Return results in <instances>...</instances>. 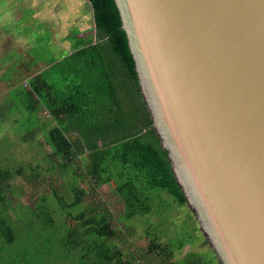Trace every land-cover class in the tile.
<instances>
[{"label": "trees", "instance_id": "16d2710c", "mask_svg": "<svg viewBox=\"0 0 264 264\" xmlns=\"http://www.w3.org/2000/svg\"><path fill=\"white\" fill-rule=\"evenodd\" d=\"M87 1L94 39H72L71 54L39 57L34 45L0 51V79L10 86L0 98V123L21 125L22 141L37 144L42 153L41 162L0 165V264H209L199 251L178 256L186 243L201 239L206 245L193 215L175 237L168 236L173 206L186 207L184 196L139 94L114 2ZM8 25L1 27L0 45L9 37ZM30 28L13 31L21 37ZM44 45H51L49 38ZM43 58L48 67L25 85L17 82L14 74ZM56 71L61 84L52 85L47 78ZM45 107L52 118L41 122L36 112ZM44 159L51 170L43 172ZM79 182L90 191L110 184L122 204L119 215L98 196L84 203L87 190ZM40 183L54 202L40 193L22 199ZM140 224L147 242L138 248L124 238Z\"/></svg>", "mask_w": 264, "mask_h": 264}, {"label": "water", "instance_id": "95a60500", "mask_svg": "<svg viewBox=\"0 0 264 264\" xmlns=\"http://www.w3.org/2000/svg\"><path fill=\"white\" fill-rule=\"evenodd\" d=\"M138 91L219 264H264V0H113Z\"/></svg>", "mask_w": 264, "mask_h": 264}, {"label": "rangeland", "instance_id": "374dc122", "mask_svg": "<svg viewBox=\"0 0 264 264\" xmlns=\"http://www.w3.org/2000/svg\"><path fill=\"white\" fill-rule=\"evenodd\" d=\"M19 21H21V24L18 26L17 22ZM3 23L9 24L7 29L9 37H6L5 40L2 38L5 42V44L0 45V51H2V53L6 50L10 51L15 47L18 49L22 47V49L27 51L34 45L32 50L39 57H43L49 53L54 54V56H59V53L64 54L65 50H63V48H67L66 46L71 44V42L73 43V40L78 39V37H81L84 41L94 39L92 11L87 0H0V31ZM28 25H32L29 33V30H27L28 35L25 34L26 36L22 35L21 37H17L15 32L17 33V30L19 31L20 28L25 29ZM9 27H13V29H9ZM13 30H15V32ZM48 38L51 45H44ZM33 42L34 44H32ZM26 53L28 58L33 57L30 52ZM6 64L8 65L9 63H5V66ZM49 65L50 63L46 61V58H43L42 60H38L36 65H33L29 71L23 70L21 73L14 75L18 83L25 85L26 78L31 77L35 73H39ZM47 80L52 85L53 82L57 85L61 84L60 72L56 71L51 73L50 79L47 78ZM9 87L10 86H7L5 81L0 79V98L6 93V89ZM36 115L41 122L52 118V114H50V110L47 107L42 110L38 109ZM50 124L51 123L47 122V125ZM24 126L27 127L28 125L24 123ZM20 128L21 125L17 126V124L10 121L0 123L1 166H18L36 163L38 161L41 162L42 153L40 147L37 144H30L31 142L22 141L20 134L23 133V131L17 133L20 131ZM42 165L43 172H45V168H49V163L44 159ZM50 175L52 174L47 172L45 174L46 177ZM54 175L56 176V174ZM71 176L72 174L65 178L70 179ZM79 184L87 190L86 195L83 196L84 203L98 196L105 201L106 205L115 216L119 215L122 210V204L117 201V197L110 192L112 188L110 184H105L94 191L88 190L81 182H79ZM39 193L40 195H46L48 198L50 197L54 202V199L50 196L49 188L45 183H40L36 188L29 189L22 199L29 201L31 197V201L35 200L37 197L36 195ZM174 206L169 219L171 226L167 228L168 236L171 237H175L176 233L180 232L178 230L182 229L183 220L190 216V214L192 215L187 207ZM151 219L154 220L153 217H151ZM140 226L143 225L140 224L137 226L135 233L124 238L125 241L133 243L138 248L144 246L147 242L144 237L140 236ZM122 235L123 232L120 236ZM116 242L119 245L124 244L122 240L116 239ZM187 251H199L204 255V259L208 261L209 264H218L209 246L207 244L201 245V239L197 241L195 245L186 243L178 256L181 257ZM154 264H156V261Z\"/></svg>", "mask_w": 264, "mask_h": 264}, {"label": "crops", "instance_id": "0c3cea01", "mask_svg": "<svg viewBox=\"0 0 264 264\" xmlns=\"http://www.w3.org/2000/svg\"><path fill=\"white\" fill-rule=\"evenodd\" d=\"M66 47H67V48H65V49L63 48V50H65L64 55H69V54H71L73 51L76 50L75 48H73V47L71 46V44H68ZM63 57H64V56H60V58H58L57 61L60 60V59H62Z\"/></svg>", "mask_w": 264, "mask_h": 264}]
</instances>
